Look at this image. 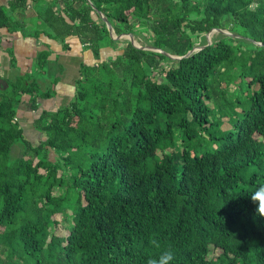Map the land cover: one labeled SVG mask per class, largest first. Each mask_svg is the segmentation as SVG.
Masks as SVG:
<instances>
[{
	"label": "trees",
	"instance_id": "1",
	"mask_svg": "<svg viewBox=\"0 0 264 264\" xmlns=\"http://www.w3.org/2000/svg\"><path fill=\"white\" fill-rule=\"evenodd\" d=\"M99 11L161 50L113 38ZM0 27L62 49L76 36L88 56L73 98L34 119L37 143L15 114L22 94L32 109L54 94L47 40L34 71L0 89V264H146L153 238L174 264H264L250 199L264 184V0H6Z\"/></svg>",
	"mask_w": 264,
	"mask_h": 264
},
{
	"label": "crops",
	"instance_id": "2",
	"mask_svg": "<svg viewBox=\"0 0 264 264\" xmlns=\"http://www.w3.org/2000/svg\"><path fill=\"white\" fill-rule=\"evenodd\" d=\"M5 3L6 0H0V4ZM32 3L33 1H30L29 5L31 6ZM29 20L28 18L27 21ZM41 40H47L51 49L48 58L54 59L62 65V70L56 74L58 80L53 85L54 94L46 98L38 97L37 107L34 109L30 106V95L22 94L15 114L16 122L22 129V133L28 129H32L38 134L39 140L42 139V136L39 137L41 133L34 127V119L43 110H55L58 105H61L62 99H66V103L67 99H69V97L65 98L66 94L72 93L73 85L78 78L80 63L88 59L87 51L83 50L82 43H80L76 36L67 37L69 49L65 50L48 38L37 39L34 36H22L18 31L10 32L5 27H0V89L6 86L8 80H13L17 75L32 69L34 57L38 50L46 48L44 44L40 43ZM12 45H15L16 48L12 49L10 47ZM9 49L13 50V56L18 54L14 58V63L10 61ZM34 75L42 89L48 88L51 84V79L48 76L41 77L39 74Z\"/></svg>",
	"mask_w": 264,
	"mask_h": 264
},
{
	"label": "rangeland",
	"instance_id": "3",
	"mask_svg": "<svg viewBox=\"0 0 264 264\" xmlns=\"http://www.w3.org/2000/svg\"><path fill=\"white\" fill-rule=\"evenodd\" d=\"M38 10H39V7H36V5H35V3H32V5L31 6H29V7H27V8H24V9H21L20 11H21V13H23V15L24 14H26V16L28 15V16H30V21H31V27H34V26H36V24L35 23H37L36 21H40V19L39 18H37V12H38ZM25 12V13H24ZM226 33H228V34H231V32H228V31H226V30H224ZM144 32L145 31H142L141 32V30H140V32L138 33V31H137V35L136 36H134V35H132V38H133V42H135L136 44H139V45H145L146 44V39H145V35H144ZM218 31L217 30H215V29H212V30H208L206 33H205V38H206V40L209 42L210 41V39H211V36L212 35H214V34H216ZM112 35H115L114 33H112ZM26 36V35H25ZM29 36H31V35H29ZM45 35H39L38 36V38L39 39H43V37H44ZM118 39H120V40H124V39H128V35H125V34H121L119 37H117ZM65 41H67V38L65 39ZM198 41V40H197ZM56 42V45H59V46H61V43L59 42V41H55ZM198 43V42H197ZM124 44V42L123 41H120L119 42V45H123ZM198 45V44H197ZM10 47H12V49H15L16 48V46L15 45H12V46H10ZM62 48V47H61ZM195 48H197V47H195ZM66 50V49H65ZM13 51V50H12ZM51 52V51H50ZM16 56H18V54H16V55H14V58L16 57ZM36 58V57H35ZM13 63H14V59H13ZM48 66H50V68L52 69V70H54L55 68H57V65L55 64V63H49L48 65H46L45 67H48ZM32 71H34V70H30V71H27L26 73L28 74V73H31ZM56 73H57V71H56ZM39 76H45V75H41V74H39ZM78 77H79V74H78ZM50 78V77H49ZM51 79V78H50ZM74 81V80H73ZM72 81V82H73ZM74 85H75V83H74ZM74 85H73V88H74ZM40 88L42 89V87L40 86ZM229 88H230V90L233 88V85L232 84H230V86H229ZM74 91H75V89H73ZM73 90H72V93L71 94H66V97L65 98H68L69 97V99H67V101H66V103L70 100V99H72L73 98V96H74V92H73ZM237 93H239V90H237ZM44 98V97H43ZM46 98V97H45ZM65 100L66 99H62V103H61V105L62 104H66L65 103ZM58 106H60V105H58ZM225 121H222L220 124H219V127L221 128V129H224L225 128ZM4 125L6 126V127H9V125H10V128H12V126H14V127H16V124L14 125V122L13 121H5L4 122ZM5 127V128H6ZM38 131V130H37ZM41 133V132H40ZM22 135H23V137H25V138H27L28 140H30V142H32V143H36V142H38L39 141V138H38V134H36L32 129H28V130H26V131H24V133H22ZM35 135H37V136H35ZM40 136H42V138L44 137V134L43 133H41V135H39V137ZM22 150H23V148H22V144L18 141V142H16V143H14L13 145H12V147H11V152H10V156L11 157H14V156H18V155H20L21 153H22ZM48 157L50 158V159H54V158H57V154L52 150V151H49L48 152ZM53 231L55 232V233H57V234H60V235H64L65 233H66V231H67V227L65 226V225H63L62 223H59V224H57V226L55 227V228H53ZM218 252V249H215L212 253H217Z\"/></svg>",
	"mask_w": 264,
	"mask_h": 264
},
{
	"label": "clouds",
	"instance_id": "4",
	"mask_svg": "<svg viewBox=\"0 0 264 264\" xmlns=\"http://www.w3.org/2000/svg\"><path fill=\"white\" fill-rule=\"evenodd\" d=\"M250 199L256 205L258 215L264 217V184L256 187L250 194ZM149 243L152 247L160 251L157 256H150L146 260V264H174L176 253L171 246L162 248L160 242L156 238L151 239Z\"/></svg>",
	"mask_w": 264,
	"mask_h": 264
},
{
	"label": "water",
	"instance_id": "5",
	"mask_svg": "<svg viewBox=\"0 0 264 264\" xmlns=\"http://www.w3.org/2000/svg\"><path fill=\"white\" fill-rule=\"evenodd\" d=\"M99 13V15L102 17V19L104 20V22H105V24H106V26H107V29H108V32H109V34L113 37V38H117V37H119L121 34H125V35H128V39L130 40V42L132 43V45H134V46H136V47H141V48H151L152 46H149V45H146V46H141V45H139V44H136L135 42H133V38H132V34L131 33H120V34H115V35H112V33H113V29H112V27H111V24L109 23V21L107 20V18L105 17V15H103L102 13H101V11H99L98 12ZM212 29H215V30H217V31H221V29H219V28H215V27H213V28H211L210 30H212ZM223 31V30H222ZM153 49H156V50H161V49H159V48H157V47H152ZM195 48H191L190 50H188L184 55H187L190 51H193ZM165 54H167L168 56H170V57H180V56H176V55H172V54H169V53H166L165 52Z\"/></svg>",
	"mask_w": 264,
	"mask_h": 264
}]
</instances>
